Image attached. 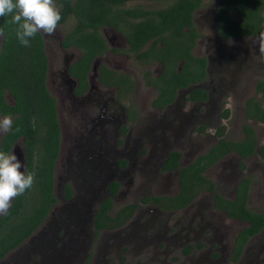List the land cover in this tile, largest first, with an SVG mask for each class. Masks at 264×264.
Listing matches in <instances>:
<instances>
[{"label": "flooded vegetation", "instance_id": "flooded-vegetation-1", "mask_svg": "<svg viewBox=\"0 0 264 264\" xmlns=\"http://www.w3.org/2000/svg\"><path fill=\"white\" fill-rule=\"evenodd\" d=\"M224 5L215 8L218 28V9ZM196 14L199 35L192 53L206 58L207 63L196 76L186 72L185 78L176 81L187 84L176 87H172L176 84L174 68L175 73L183 74L185 60L171 57L165 61L158 50L162 41L156 47L151 40L138 50L118 28L99 25L96 34L102 44L94 48L90 60L83 61L84 47L73 40L70 46L64 44L76 25L67 32L62 24L51 35L42 33L49 59L47 87L56 100L61 128L54 168L57 202L36 230L45 228L39 241L6 259L5 264H46L53 254L73 255V246L82 248L90 235L97 239L104 232L130 225L136 230L133 239L118 240L120 246L132 245L126 252L135 250L136 264H264V226L249 235L252 221L231 214L238 211L235 202L241 187L248 189L246 207L264 213V207H250L257 184L252 172L261 174L260 195L264 196V137L260 130L264 119L257 108L259 102L264 109L260 98L264 97V72L259 78L252 76L256 94L234 103L238 85L247 77L239 74L240 69L253 65L264 70V28L257 35L233 39H225L219 30L223 42L238 54L209 56L198 50L206 36L203 28H208ZM50 37L58 41L50 45ZM145 50L147 54L142 56ZM241 118L242 132L235 133L232 128ZM234 120L230 129L229 122ZM24 141L22 137L15 142L12 152L21 150V156V142L27 170ZM221 142L229 149L217 158ZM252 159L262 163L252 166ZM190 167L189 174L199 170L205 179L193 180L195 187L188 192L191 197L182 203L183 197L178 198L185 193L187 180L182 173ZM172 176L176 182L173 190ZM132 184L136 190H129ZM255 202L259 203L258 198ZM175 213L183 215L162 225L160 215ZM172 228L176 229L173 234L168 231ZM47 264L68 263H59L54 257Z\"/></svg>", "mask_w": 264, "mask_h": 264}, {"label": "trees", "instance_id": "trees-1", "mask_svg": "<svg viewBox=\"0 0 264 264\" xmlns=\"http://www.w3.org/2000/svg\"><path fill=\"white\" fill-rule=\"evenodd\" d=\"M55 3L62 14L58 25L66 24L72 17L76 20V28L68 34L64 44L70 46L73 40L84 47L87 52L83 61L90 60L94 48L102 44L96 34L97 27L114 26L127 35L135 49H141L151 40H155L157 47L162 41L163 46L158 50L165 61L171 57L175 60L184 58L183 74L175 73L174 68L176 84L172 87L187 84L176 81L185 78L186 72L196 76L195 73L205 70L206 58H198L192 53L199 35L195 14L205 5V0H55ZM155 4L160 5L153 6ZM218 17L220 34L225 39L257 35L264 28V0H226L218 9ZM16 28L11 15L0 17V34L3 35L0 116L11 114L13 119V127L1 140L0 150L11 152L15 142L24 137L26 171L34 174L35 181L23 195L12 200L6 213L0 215V261L40 228L57 202L54 168L60 149L61 128L56 100L47 87L49 59L45 39L39 33L31 40L30 46L25 47L16 39ZM143 52L142 56L147 54L146 50ZM257 108L264 119V109L259 102ZM227 149L228 144L221 142L216 148L219 152L217 158L226 154ZM190 169H184L182 173L184 178L187 177L183 184L185 193L178 198L183 197L182 203L184 198L187 201L191 197L188 192L195 187L193 180L205 179L199 170L189 174ZM247 194V187L239 189L235 202L238 211L231 214L252 221L251 235L264 226V213H255L246 207ZM216 198L223 200L219 194Z\"/></svg>", "mask_w": 264, "mask_h": 264}, {"label": "rangeland", "instance_id": "rangeland-1", "mask_svg": "<svg viewBox=\"0 0 264 264\" xmlns=\"http://www.w3.org/2000/svg\"><path fill=\"white\" fill-rule=\"evenodd\" d=\"M208 1L206 4V6L204 7L203 10L198 11V13L196 14V18L201 20L206 23V27L208 29H204L205 31V38L201 41L200 46L198 45V50L199 52H204L207 53L209 56H212L214 54H221L223 52H229V54H233L234 56H236L238 54V51L235 50V48H233L232 46L230 47V45H226L223 40L221 39L220 35H219V28H218V23H217V17L215 14V8L217 7V5L221 2V0H206ZM210 3V4H209ZM160 4H155L153 6H159ZM76 20L72 17L70 21H68L66 24H63V31L67 32L69 31V29L72 28L73 25H75ZM201 27H204L201 26ZM62 34H60L61 37ZM108 35L111 38H115L116 34L113 31H108ZM56 38V34L54 35ZM50 37L49 39V43L51 41V44H53V41H55L54 38ZM57 40V39H56ZM58 41V40H57ZM55 41V42H57ZM2 42H3V35L0 34V49L2 46ZM201 49V50H200ZM262 58L264 60V49H262ZM201 52V53H202ZM130 63H134V59L130 58ZM136 67H138V65H136ZM264 72V70H261V68L253 66V65H248L247 67H242L239 71V74L243 75V74H247V77L244 81H242L241 84H239V88L240 90H236L235 92V97H234V103L239 104L240 100L241 103L243 101V99H247L250 96H253L256 94V87H255V79L259 78L260 75ZM254 76V77H252ZM261 101L263 102L264 105V97H261ZM239 112V110H238ZM235 114V112H234ZM241 117V116H240ZM239 124L236 123V121L234 120L233 123L229 122V128L231 129V127L233 126L234 123H236L235 126H233L232 130L235 133H240V131L242 132V128H241V122H242V118L241 120L238 121ZM260 130H261V138L264 137V126H260ZM2 133H0V137H1ZM20 148L22 149V154L24 155V151H23V146L22 143L20 142ZM21 151V150H20ZM19 151V152H20ZM15 153L18 157V159H20L21 161H23V156L21 154ZM257 158V157H255ZM262 162L259 159H252V161L250 162V165L255 166L258 164H261ZM21 171H23V169H21ZM252 176L255 178V180L257 181V184L255 185L254 189H253V205L251 204L250 207L252 208H263L264 207V196H261V189H260V173H256V172H252L251 173ZM176 181L175 177H174V182ZM170 183H171V188L173 190V186L176 184L173 183V176L170 178ZM130 189L129 190H136V187L134 186V184L129 186ZM256 198H258V202L256 203ZM204 201H209L208 199H204ZM149 208V207H147ZM183 212V211H182ZM185 215V212H183ZM183 213H175V214H171L170 217H164L161 216L162 219V225L164 222L166 223H173L178 221V218L180 219L181 216L183 215ZM2 213H0L1 215ZM175 228H172L170 230H168L170 233L173 234L172 231H175ZM38 231H36L22 246H20L18 249H14L4 260H2L1 262L3 264H5V261H7L6 259L10 258L11 256H13L16 253H22L24 252V249L29 245V244H34L37 243L39 241V237L42 235V233L45 232V228L41 229L38 233ZM148 232V231H147ZM145 232V233H147ZM144 233V232H143ZM136 234V230L134 229V225H130L128 227H126L125 229L122 230H116V231H110V232H104L102 234L101 237L95 239L93 238V235H90L91 237H89L86 242V244H82V248L81 247H77V245L75 244L73 246V249H71L73 255H71L69 252L65 253V254H53V258L49 259L48 258V262L53 261L54 257L55 260L59 263H61L62 261L66 260V262L68 264H84L85 262L89 261L91 262L90 264L95 263V260H100L101 262L99 264H104V263H110V264H117L118 262H122V264H136L137 263V258L133 256V253L135 250H131V252H126V249L128 247H131L132 245L129 244L125 247V244H122L123 246H120L119 244H121L120 240H118V237H121L124 240H131L133 239L134 235ZM44 236V235H43ZM192 237V236H191ZM45 239V237H44ZM41 242V241H40ZM39 242V243H40ZM150 246V245H149ZM75 249H78L79 251L76 252ZM69 253V254H68ZM69 259L71 261V263H69ZM75 261V262H74ZM0 262V263H1ZM47 262V263H48ZM46 263V264H47Z\"/></svg>", "mask_w": 264, "mask_h": 264}, {"label": "clouds", "instance_id": "clouds-1", "mask_svg": "<svg viewBox=\"0 0 264 264\" xmlns=\"http://www.w3.org/2000/svg\"><path fill=\"white\" fill-rule=\"evenodd\" d=\"M7 15H11V22L17 25L16 39L25 47L30 46L39 33L53 34L62 19L55 0H0V17ZM12 127L11 114L0 117V133ZM34 181V174L26 171L16 154L0 150V213H6L12 200L30 189Z\"/></svg>", "mask_w": 264, "mask_h": 264}, {"label": "water", "instance_id": "water-1", "mask_svg": "<svg viewBox=\"0 0 264 264\" xmlns=\"http://www.w3.org/2000/svg\"><path fill=\"white\" fill-rule=\"evenodd\" d=\"M225 1H226V0H221V2L217 5L216 8L220 7L221 4H223ZM214 12H215V14H216V16H217V12H216V11H214ZM217 23H218V21H217Z\"/></svg>", "mask_w": 264, "mask_h": 264}]
</instances>
